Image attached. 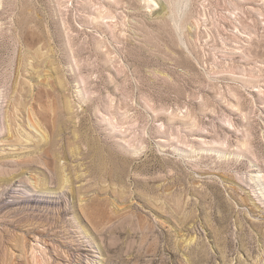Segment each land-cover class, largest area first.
Masks as SVG:
<instances>
[{
  "label": "rangeland",
  "instance_id": "374dc122",
  "mask_svg": "<svg viewBox=\"0 0 264 264\" xmlns=\"http://www.w3.org/2000/svg\"><path fill=\"white\" fill-rule=\"evenodd\" d=\"M263 77L264 0H0V264H264Z\"/></svg>",
  "mask_w": 264,
  "mask_h": 264
},
{
  "label": "bare ground",
  "instance_id": "6f19581e",
  "mask_svg": "<svg viewBox=\"0 0 264 264\" xmlns=\"http://www.w3.org/2000/svg\"><path fill=\"white\" fill-rule=\"evenodd\" d=\"M263 82H264V77H263ZM26 138H28V137H26ZM255 174H257V173H255ZM67 182H68V178L67 179H64L63 186H65ZM40 260L41 259H38L37 256L35 254H33V255H31V262H30V264H42ZM4 262L7 263L6 260Z\"/></svg>",
  "mask_w": 264,
  "mask_h": 264
}]
</instances>
